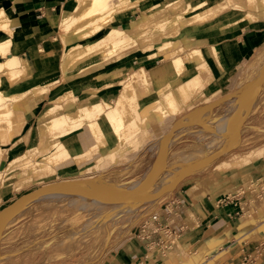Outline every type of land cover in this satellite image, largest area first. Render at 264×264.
Returning a JSON list of instances; mask_svg holds the SVG:
<instances>
[{
  "label": "rangeland",
  "instance_id": "374dc122",
  "mask_svg": "<svg viewBox=\"0 0 264 264\" xmlns=\"http://www.w3.org/2000/svg\"><path fill=\"white\" fill-rule=\"evenodd\" d=\"M164 1H145L143 6L129 12H135L130 21L135 20L138 16L141 17L142 11L151 12L150 8L153 5L162 4ZM199 1L201 0H183L181 5L185 10ZM205 1L210 4L217 0L213 2ZM67 3L71 6L74 5L73 0H67ZM257 3H259L261 9L264 8V2L256 0V4L252 7L241 8L236 14L229 11L225 15H231L234 18L242 17L240 11L246 8L257 11ZM184 10L181 13H184V16L189 15V10ZM169 12L172 17L177 14V12ZM118 16L121 15H115L111 25L117 29L126 30L129 23L117 26L116 18ZM165 16H168L167 12L156 15L146 26L154 25ZM245 16L247 17L248 15ZM213 19L215 18L210 17L203 23H194L187 27L183 25L179 28L178 33L185 35L184 31L186 29L188 30L190 27L197 28L199 25L210 22ZM263 20L264 16L256 21ZM246 23L248 21L243 19L240 22L241 25ZM106 26L96 30L91 38L100 36ZM3 33L0 31V36L5 35ZM9 34V37H11L12 31ZM64 34H60L58 27V36L62 44V36H64L65 44L71 41V45H74L78 43L77 41H82L78 39L79 36L77 34L72 32H65ZM131 36L135 41V46L139 47L141 45V37L134 36L132 33ZM187 36L185 35V37ZM162 37V35H158V44L154 46L155 49L165 40ZM197 44V42L188 40L178 47L158 52L157 55L163 53L164 59L169 62L174 57H182L184 61H187L185 57L193 49L197 48ZM71 45L68 48L64 47L60 54L49 58V64H52V67L47 69L49 71L45 74V80H43V83L47 84L42 85L45 88L40 95L50 92L52 83L62 81L59 78L60 74H62L61 61L64 52L71 48ZM257 49H264V41L238 64L234 73L228 76L227 88L213 89L208 94L205 92L204 95H201L202 88H199L194 95L184 102L182 107H177L176 111L171 114L172 116H169L164 123H158L157 118L154 117L156 121L152 117L151 119L154 122L151 123L149 118L150 125L145 124L144 128L139 126L133 128L137 133L136 139L140 143L137 151L132 152V150L126 149L120 151L117 149L118 144H116L109 146L106 152L98 155L96 151L99 152L101 147L96 141L89 149V152L93 151L92 160L84 161L85 159L80 158V156L75 157L73 160L80 165L88 162H93V164L84 170L77 171L73 178L63 179L55 174L56 167L54 166L56 164H51L47 160L55 151L57 145L62 144L59 140L60 138H58L56 143L53 141L52 145L48 146L44 151V145L39 144V148L35 149L33 156L24 163L26 167H18L13 171H7V169L0 173V179L3 174L5 179L10 180L9 183L12 182V178L17 179L14 185L15 190L20 191L23 189L19 194L36 188L33 190L35 191L43 187L28 201H24L19 207L10 211L3 224H1L5 228L7 220L10 218H12L10 224L15 223L10 229L5 230L4 234L3 232L1 233L0 264H147L143 258H139L141 248L145 245L144 241H140L137 238L136 232L139 225L152 214L160 213L165 215L164 208L170 205L174 191L178 190V188L183 189L186 187L184 186L187 183L186 181H195L202 178L205 179L204 190L200 191V193H203L204 196L206 194L209 195L208 197H202V205L209 212L218 210L220 217L227 221L226 223L221 222L218 224L220 227H218V232H220L218 247L209 250L199 249V243L203 240V237H201L202 233H199L198 237L193 239L196 243L192 246L189 247L182 243V235L188 229L194 227L186 228L184 224L179 225V223H176L179 218L186 219L187 211L184 208L183 216H181L182 213L179 211L170 213V220L176 224L177 228L175 227L176 229H174L179 234V237L164 254L149 250L148 258L150 261L153 260L151 258L158 257L161 260L160 263L157 262L158 264H199L204 260L205 262L212 261V264H257L261 262L264 259V64L260 74L255 78L253 77L257 75L258 71L256 70L258 67L253 68V71H246V74L243 70L245 68L243 66L244 63L249 58H252ZM124 50L120 53L124 52ZM138 50L120 62L114 60L113 57L107 62L98 64L80 74L81 69L79 68H84L88 63L99 62L100 55L91 57L76 66L65 76L63 84L57 88L56 91H59V97H52L50 105L45 109L47 111L51 106L57 105L59 107L57 114L52 116L42 114L43 118L48 119L57 115H66L81 107L82 105L77 103V96L82 90L85 91V94H95L97 89L100 90L103 87L110 89L109 86H113L114 89H111H113L115 95L118 93L119 87L121 92H123L125 85L129 81L131 82L130 77H135L136 74V72L131 74L124 73L122 70L123 65L125 63L128 64L134 58L141 60L148 57L146 52ZM191 61L193 63L198 62L195 59ZM20 64L17 66L18 70H20ZM9 72H11L10 69ZM245 75H247V78ZM17 77L19 79L15 80L16 84L22 80L20 74ZM104 80L105 83H102L100 88H94L97 83ZM127 80L129 81L127 82ZM4 83H2L3 86ZM253 83L255 86L257 83L259 85L253 89L255 91L248 99V94L251 91L250 85ZM75 84L78 86H74ZM70 87L74 88V96L77 99L71 105V108L66 109L63 107L65 98L62 93ZM198 87L199 84L195 87V90ZM169 91L172 92V89ZM154 95L157 99L156 104L160 103L162 96L157 95L156 92ZM33 97V95L28 94L20 101L8 100L6 106L9 109V113L4 118H0V122L6 125L3 120L9 123L10 117L12 118L13 114L18 111L21 125L20 130L16 134L22 132L25 123L22 108L28 109L32 105ZM226 97L230 98L227 100ZM110 100L114 101L115 99L110 98ZM95 102L103 103V101L98 99L87 105ZM109 105L112 106L113 104ZM72 107L74 108L72 109ZM136 107L139 111V104H136ZM205 107L208 108L205 109ZM125 108L129 112L127 105H125ZM205 115L206 118L211 119L209 120L211 123L212 121L214 122L213 125L205 126L206 122L201 121L202 118H205ZM232 115H235V119L232 120L233 135H231L229 130L221 128L225 126L221 120L224 123H228ZM142 117L140 115L139 120ZM68 123L70 124L71 121ZM81 123L83 124L78 129L83 126L88 128V123ZM210 127L215 129L213 134L207 131ZM53 133L51 132V136H53ZM161 133L164 137H160ZM20 135L14 139H19ZM51 139H54V137ZM11 141L0 143L2 156L4 155V146ZM163 141H167V146L166 150H164L162 171L155 178H151L149 175L159 155L162 153ZM138 153H140V158L136 165L133 162ZM216 154L220 155L214 157ZM111 156L112 158L110 159ZM63 160H65L64 163L69 161V154ZM132 163L136 166L127 167L126 169L124 167L123 171L112 170L111 173H104L113 167L128 166ZM40 167H48L49 172H41ZM40 173L41 176L39 177L38 174ZM32 179L35 180L34 182L37 185H32ZM42 182L43 184H40ZM85 182H92L95 186L104 184L117 190L111 196L106 195V200L97 203L91 202V198L79 191L66 196L62 194H47L50 193L47 188L53 184H59L60 187L66 188L70 185ZM136 183L139 184L134 185ZM138 191L142 193V196L140 195L143 197L142 199L135 197ZM59 195L61 196L59 197ZM209 197L210 199H208ZM3 198L6 199V195ZM110 200H119V203H111ZM7 203L0 201L1 211L7 207ZM226 206L230 207L229 214ZM222 207L224 209H221ZM22 209L24 211L15 217V214ZM210 221L213 222L214 220ZM187 222L189 221L185 220V224ZM211 240L214 241V237ZM215 258H217L216 261L214 260Z\"/></svg>",
  "mask_w": 264,
  "mask_h": 264
},
{
  "label": "crops",
  "instance_id": "0c3cea01",
  "mask_svg": "<svg viewBox=\"0 0 264 264\" xmlns=\"http://www.w3.org/2000/svg\"><path fill=\"white\" fill-rule=\"evenodd\" d=\"M146 1L152 2L153 0ZM207 1L213 2L215 0ZM232 6L233 2L230 3V7ZM0 7L4 9L10 18V29L12 31V36L10 37L12 42L10 55L16 54L19 56L21 64L18 75L20 74V76H22V80L17 84L15 80L19 79V77L13 81L15 84H13V86H10L5 82L4 86L2 85L3 89L11 93L14 91L27 90L31 88V86L47 84L43 83V80H45L44 76H46L45 74L49 71L47 69L52 67V64H49V58H51L53 55L60 54L64 50V47L68 48L71 45L70 41L66 42L65 46H63L58 36V27L63 12L66 14L67 11L70 10L71 5L67 3V0H0ZM256 7L257 11L250 10L248 8L240 11V13H242V17L239 16L238 18H234V16L231 15H223L211 20L210 22L199 25L197 28L190 27L187 30L190 40L192 39V42L198 43L197 47L202 52L203 58L205 60V69H201L202 63H193L191 60H188L184 61L183 63V73L181 75H177L173 71L170 62L164 59L163 53L158 54L154 59L146 58L140 60L134 58L130 60L128 64L125 63L122 68L124 73H137L139 69H143L148 75L149 86L147 93H143L141 85L135 82L134 76L130 77L131 85H133L132 88L134 89L133 99H135L134 102L139 104V109L147 107L155 98L154 94L156 90L165 84H169L171 86L172 92L178 96L179 100L176 101V107L179 108L182 107L184 102L189 97L194 95L199 88H202L201 95H204L205 92L208 94L213 89L227 88L228 76L234 73L238 67V64L248 57L249 54L264 41V20L256 21L257 19L264 16V6L262 7L263 9H261V6L259 3H257ZM134 14L135 12L118 16L116 18L117 26H123L129 23L130 20H132L131 17L134 16ZM244 15L248 16L244 17ZM242 19L244 21H248V23L241 25L240 22H242ZM126 30L132 34L135 32V29L129 25ZM212 49L215 54L212 53ZM197 73L200 76V85L192 94L185 85V80ZM27 82H29V84H27ZM102 83H105V80L103 82L97 83L98 85L96 84L94 88H100ZM109 88L110 89H108V87L100 88V90H97L95 94H85V91L82 90L77 96V103L82 105L81 107L76 108L69 114L57 115L48 119H44L42 114L45 115V109L50 105L52 97H55L57 94H59V91H56L55 95L51 92H48L44 95L34 96L32 105H30L28 109L22 108L25 120L22 132L13 135L6 142L8 143L12 140L8 145L4 146L3 156L1 153L2 150H0V173H3L7 169V171H13L18 167H26L24 166V163L29 161L28 158L33 156L35 149L39 148V144L44 145V151L48 146L52 145L53 141L56 143L58 138H60V142L67 150L70 157V160L66 163H64L65 160H63L54 166L56 167L55 174L58 177L63 179L73 178V175L77 171L90 167L93 162L80 165L79 163L76 164L73 161L75 157L83 154L92 144V139L88 128L83 126L78 130L62 136L59 134V131L51 129L50 126L51 123L59 116L64 117V119H68L66 123L68 126L73 122L79 121L81 119V111L88 110V107H90L92 104H87H90L94 100L99 99L100 101H103V103L113 104L118 98L121 97L120 93L122 92L119 87L118 93L115 95V93H113L114 87L109 86ZM110 98L115 100L112 101ZM123 102H126V100ZM73 108L74 107H72V109ZM69 121H71L70 124L68 123ZM152 122H154L153 119H151V123ZM51 132H54L53 136H51ZM19 135V139H14ZM52 137H54V139H51ZM104 150L105 148H101L99 152H96L98 155H100V153H102ZM140 153L137 154L136 159L133 162L134 164L138 162ZM92 155L93 151L90 152V158L85 159L84 161L92 160ZM133 163L128 166L120 165L113 167L109 170H106L104 173H111L112 170L123 171L124 167L126 169L127 167L132 168L137 165V163L136 165ZM38 176L40 177L41 173L38 174ZM12 179V182L9 183L10 180L5 179L3 174L0 179V201L2 203L8 202L6 206L11 205L21 196H24L30 191L36 189L34 188L30 191H24L19 194V192L23 189L16 191L14 185L17 179ZM34 181L35 180L32 179L31 183L35 186L37 184ZM186 182L187 183L184 184L186 187L183 189L178 188V190L174 191V196L170 201V205L164 208L167 210L169 208V215L165 214L164 212L165 215L161 214L163 216L162 218H168L167 220L171 221L170 213L172 211H179L182 213L181 216H183L185 208L187 211L186 219L179 218V220H176V223H179V225L184 224L186 228L191 226L194 227L188 230L186 229L187 231L182 235V243L190 247L196 243V241H193V239L197 238L199 233H202L201 237H203L204 241L202 240L201 243H199V249L209 250L216 248L219 245L218 240L220 237V232H218L220 227L218 224L221 222L226 223L227 221L220 217L218 210H212L209 212L206 211L205 207L202 205V197L204 194L200 193V191L204 190V178ZM40 184H43V182ZM4 195H6V199L3 198ZM208 196L209 195L206 194L204 197ZM208 199H210V197ZM208 199L206 198V200ZM226 208L229 214L230 207L226 206ZM221 209L224 208L222 207ZM22 211L24 210L22 209L17 212L15 217L16 215H20ZM185 220L189 222L185 224ZM210 220L214 221L212 222ZM11 221L12 218H10L6 223L3 234L5 230H8L14 226L15 223L10 224ZM175 227L176 224L173 222V228ZM212 237H214V241L211 240ZM207 240L209 241L207 242ZM0 247L2 248V246ZM141 249L142 250L140 252L139 258H143V260H145L144 262L147 264H156L157 262H161L158 257L151 258L153 260L150 261L148 258L150 254L149 251L144 245ZM214 260L216 261L217 258ZM212 263V261L205 262L204 260L199 264ZM257 264H264V259Z\"/></svg>",
  "mask_w": 264,
  "mask_h": 264
},
{
  "label": "bare ground",
  "instance_id": "6f19581e",
  "mask_svg": "<svg viewBox=\"0 0 264 264\" xmlns=\"http://www.w3.org/2000/svg\"><path fill=\"white\" fill-rule=\"evenodd\" d=\"M145 1L146 0H73L74 5H72L70 10L61 17L59 30L61 35H65V32L77 34L79 36L78 39H81L82 41H77L78 43L71 45L72 47L64 52V56L61 61L62 74L59 76L62 81L56 83H52L56 80L49 82L52 83L50 92L55 94L57 88L63 84L65 76H67L68 73L76 66L91 57L100 55L98 59L99 62L88 63L84 68H79L81 69L79 74L85 70H89L97 66L98 64L103 62L105 63L113 57L114 60L120 62L127 56L130 57L131 54L135 53V51L138 49H140L141 52H146V55L148 56L147 58L154 59L157 57L158 52L170 49L172 47H178L184 42L190 40V38L187 36L188 31L186 28L184 33L187 37H185V35L182 33H178L181 26L186 25L187 27L194 23H203L210 17L217 18L227 14L229 11H232L234 14H236L239 9L244 7H252L254 4H256V0H217L210 4H208L205 0H201L193 6L186 8L189 10V15L184 16V13H181V11L184 10L181 5L183 0H165L162 4L157 3L153 5L150 8L151 12L149 11V13H147L142 11L141 17L129 22V26L135 29V32L133 33L134 36L141 37V45L138 48V46H135V41L133 40L130 32L124 29H117L111 24L114 21L113 18L115 15H124L132 12L140 8V6H142ZM262 1L264 2V0ZM231 2H233L232 7L229 5ZM169 11L177 12V14L172 17ZM163 12H167L168 16H165L163 19L157 21L150 27L146 26L153 17ZM103 26H106L104 27L103 33H101L100 36L91 38L94 32ZM0 31L4 32L3 34H5L0 36V59H2L0 60V118H4V116L9 113V109L6 106L8 100L20 101L28 94L39 96L43 93L45 86H31V88L27 90L14 91L11 93L3 89L2 83L4 82L8 83L10 86H13V81L17 78L19 72L17 66H19L20 60L16 54L10 55L12 46V42L9 37V33H11L10 18L1 7ZM158 35H162V38H165V40L159 44L157 49H155L154 46L158 44ZM62 40L65 46L64 36H62ZM122 50H124V52L120 53ZM129 50L132 51L128 52ZM212 53L215 54L213 50ZM185 59L187 61L195 59L199 63L202 62L201 69L206 68L202 52L198 47L188 53V56L185 57ZM183 62L184 58L182 57H174L170 61L172 69L177 75H181L184 71ZM263 64L264 49H257L252 58H249L244 63V73L246 74L253 68L258 67L256 70L258 73H256L257 75H254L253 77L255 78L258 76V74H260ZM9 69L11 72H9ZM251 74L248 75L253 76ZM245 77L247 78V75H245ZM134 80L141 85L143 93L148 92L149 81L145 70L139 69V71H137L135 74ZM128 81L129 80H127V82ZM258 83L257 85H259ZM27 84H29V82H27ZM198 84L200 85V76L198 73L185 80V85L192 94L194 93L195 87ZM74 86L78 85L75 84ZM250 87L252 92H249L248 99L253 95V91H255L253 90L254 83L251 84ZM73 89L74 88H69L62 93V96L65 98L63 107L66 109H69V107L71 108V105L74 104L75 100L77 99L74 96ZM169 90H171V86L169 84H165L158 88L156 90V94L162 96L161 102L156 104L157 99L155 97L147 107H144L138 111L136 107L137 103L134 102L133 99L134 89L132 88L131 82L129 81V83L125 85L121 97L113 103V106H110L107 103L95 102L90 107H88V110L81 111V119L79 121L68 126L66 124L68 119H64V117L59 116L51 123L50 127L51 129L59 131V134L64 136L65 134L77 130L79 126L83 124L81 123L82 121L88 123V130L92 139V144L83 154L79 155L80 158L83 159L90 157L89 149L96 141H98L101 148H105L103 152H106L109 146L116 144H118L117 149L120 151L126 149L129 151L132 150V152H134L135 150L137 151L139 149L140 143L136 139L137 133L133 128L137 126L144 128L145 124L150 125L151 121L149 122V118L151 120L152 117L157 118L158 121L155 118L154 119L158 123H164L165 120H167L169 116H172L171 114L176 111V101L179 100V98L175 93ZM57 96L59 97V94H57L55 97L57 98ZM124 100H126V102H123ZM125 105L128 106L129 112L126 110ZM58 108V106H51L45 112V115L52 116L53 114H57ZM140 115L143 117L139 120ZM96 117H98L97 120L92 122L96 119ZM204 117L205 118H202L201 121L206 122H204L205 126H209L211 124L213 125L214 122L212 121L211 123L209 121L211 119L206 118V115ZM233 119H235V115H232L229 120L226 118L228 123H224L223 120H221L222 124L225 125L221 128L229 130L231 135H233ZM3 121L6 123V125L0 122V143L7 142L20 130L21 125V123H19L20 115L18 111L13 114L12 118L10 117L9 123L5 120ZM180 124H182V122H180ZM214 130V127H210L207 131L210 134H213ZM160 135V137H164L162 133ZM166 146L167 141H163L161 149L162 153L159 155L153 170L149 175L151 178H155L160 173V171H162L161 168L163 166L164 150H166ZM67 154L68 152L63 144H58L55 151L50 157L47 158V160L51 164H57L66 158ZM111 158L112 156L110 159ZM39 169L41 172H49L48 167H40ZM44 175H46V173H44ZM138 184L139 183H136L134 185ZM103 185L104 184L95 186L92 182H85L82 184H74L67 186L66 188H62L59 186V184H53L47 188V190L50 192L47 194H62L63 196H66L67 194H75L76 191H79L91 198V202L97 203L106 200V195L111 196V194H114V192L117 190L113 189L111 186ZM137 193L138 194L135 195V197L142 199V193L140 191ZM60 196L61 195H59V197ZM8 214L9 212L6 215H0V226L3 224L4 219L7 218Z\"/></svg>",
  "mask_w": 264,
  "mask_h": 264
},
{
  "label": "built area",
  "instance_id": "2783aa9c",
  "mask_svg": "<svg viewBox=\"0 0 264 264\" xmlns=\"http://www.w3.org/2000/svg\"><path fill=\"white\" fill-rule=\"evenodd\" d=\"M165 214H169L167 209ZM160 213H155L147 217L138 227L137 238L144 241L145 248L155 250L164 254L170 245L179 237L173 228V222L163 219Z\"/></svg>",
  "mask_w": 264,
  "mask_h": 264
},
{
  "label": "water",
  "instance_id": "95a60500",
  "mask_svg": "<svg viewBox=\"0 0 264 264\" xmlns=\"http://www.w3.org/2000/svg\"><path fill=\"white\" fill-rule=\"evenodd\" d=\"M256 87H257V86L254 85L253 89H255ZM228 98H230V97H226L227 100H228ZM206 108H208V107H205V109H206ZM212 108H213V107H212ZM219 155H220V154H216V155H214V157H217V156H219ZM41 189H43V187H42V188H39V189H37V190H35V191L31 192V193H28V194H26V195H24V196H21V197L18 198L15 202H13L11 205L7 206L4 210H2V211L0 212V215H6L8 212H10V211L16 209L17 207L20 206V204H22L24 201H28L31 197H33V195H34L37 191H40ZM110 201H111V200H110ZM108 203H110V202H108ZM111 203H119V200H112ZM7 221H8V220H7ZM3 228H4V226L2 225V226L0 227V236H1V233L3 232V230H4Z\"/></svg>",
  "mask_w": 264,
  "mask_h": 264
}]
</instances>
